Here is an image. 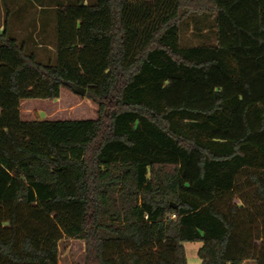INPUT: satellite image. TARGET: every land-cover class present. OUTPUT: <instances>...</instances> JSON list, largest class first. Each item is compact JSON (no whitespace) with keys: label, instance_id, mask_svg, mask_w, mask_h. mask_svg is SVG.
<instances>
[{"label":"trees","instance_id":"trees-1","mask_svg":"<svg viewBox=\"0 0 264 264\" xmlns=\"http://www.w3.org/2000/svg\"><path fill=\"white\" fill-rule=\"evenodd\" d=\"M189 17L216 42L183 45ZM56 33L55 64L0 33V264L64 239L83 264H188L186 241L264 264V0H78ZM68 82L95 117L23 119Z\"/></svg>","mask_w":264,"mask_h":264},{"label":"rangeland","instance_id":"rangeland-1","mask_svg":"<svg viewBox=\"0 0 264 264\" xmlns=\"http://www.w3.org/2000/svg\"><path fill=\"white\" fill-rule=\"evenodd\" d=\"M78 0H0V33L6 28V36L24 43L28 53H34L41 63L57 62V12ZM85 4H94L96 0H82ZM187 18L181 26V43L185 46L209 45L216 42V30L212 19ZM6 23V26H5ZM197 26V27H198ZM1 42V41H0ZM59 100H25L21 109L23 119H86L93 118L96 108L84 96H76L64 88ZM26 103V104H25ZM35 105V106H34ZM202 245L200 241H186L184 248L188 264H201L198 255ZM85 244L77 239H64L60 245V264H83ZM242 264H255L246 260Z\"/></svg>","mask_w":264,"mask_h":264},{"label":"water","instance_id":"water-1","mask_svg":"<svg viewBox=\"0 0 264 264\" xmlns=\"http://www.w3.org/2000/svg\"><path fill=\"white\" fill-rule=\"evenodd\" d=\"M67 84L71 87V89L75 93H77V94H79L81 96H85L86 95V93H87V89L86 88L81 87V86H79L77 84H74V83H71V82H68Z\"/></svg>","mask_w":264,"mask_h":264},{"label":"crops","instance_id":"crops-1","mask_svg":"<svg viewBox=\"0 0 264 264\" xmlns=\"http://www.w3.org/2000/svg\"><path fill=\"white\" fill-rule=\"evenodd\" d=\"M5 26H6V23H5ZM202 246V245H201Z\"/></svg>","mask_w":264,"mask_h":264}]
</instances>
